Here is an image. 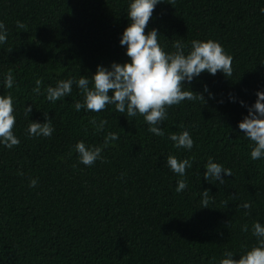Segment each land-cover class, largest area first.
<instances>
[{"label":"trees","instance_id":"16d2710c","mask_svg":"<svg viewBox=\"0 0 264 264\" xmlns=\"http://www.w3.org/2000/svg\"><path fill=\"white\" fill-rule=\"evenodd\" d=\"M262 7L264 0H164L155 7L145 33L156 28L166 51H174L175 40L190 46L193 39H212L233 57L231 78L219 71L194 78L188 87L205 102L168 108L165 136L158 137L142 116L127 118L114 105L77 112L74 104L83 97L75 84L55 103L32 92L37 78L46 91L58 80L90 76L97 65L127 61L119 43L129 23L127 0H0L8 32L0 45V80L11 70L16 81L12 89L0 85V94L14 98L13 131L20 139L11 149L0 145V264H218L225 250L238 259L251 248L252 223H264V159L250 158L252 143L238 122L257 89L264 90ZM230 94L246 106L230 102ZM29 104L30 120L43 121L44 112L52 119L50 137L28 136ZM93 117L107 120L103 133L93 131ZM183 130L194 140L191 151L167 138ZM108 131L119 139L103 148V159L81 164L77 141L102 145ZM169 155L193 164L180 193L182 177L167 166ZM209 157L231 170L223 184L204 180ZM205 189L209 207H202ZM244 201L251 209L240 207Z\"/></svg>","mask_w":264,"mask_h":264},{"label":"clouds","instance_id":"9594fccd","mask_svg":"<svg viewBox=\"0 0 264 264\" xmlns=\"http://www.w3.org/2000/svg\"><path fill=\"white\" fill-rule=\"evenodd\" d=\"M162 2L164 0H127L126 13L129 23L119 40L120 45L125 47L126 56L129 57L127 61L112 62L109 66L97 65L96 71L90 76L80 75L78 79L73 77L58 80L55 86H47L46 91H42L43 81L37 78L32 92L37 96L43 95L50 103H55L70 96L75 84L83 97L82 101L77 100L74 104L77 112L84 109L99 113L106 106L114 105L115 111L127 118L142 116L151 134L164 137L165 132L161 124L167 119V109L185 100L205 102V96L194 92L188 85L203 72L215 76L219 71L225 77L231 78L233 57L224 50L219 41L212 39H193L190 46L182 40H175L172 43L174 51H166L158 40L161 34L156 28H149L145 33L155 7ZM174 2L175 0H167L170 4ZM260 12L264 14V7ZM17 27L24 29L25 25L17 21ZM7 39L5 24L0 22V45L6 44ZM15 83L11 70L0 80V85L5 89H12ZM203 91L212 96L207 85L204 86ZM229 101L246 106L243 100H237V97L231 94ZM246 107L247 115L238 122V129L252 143L250 158L262 160L264 159V90L257 89L255 102ZM24 111L29 119L32 105L25 106ZM43 116V121L29 119L28 136L50 137L53 134L52 119L48 118L47 112H44ZM15 123L13 96L0 94V145L9 149L20 144V139L13 131ZM89 124L94 132L103 133L107 120H97L93 117L89 120ZM167 138L176 149L186 151L193 149L194 140L188 130L180 133L170 132ZM118 139L116 132L108 131L104 135L102 145L86 144L83 140L77 141L74 148L79 162L91 166L97 160H102L103 148L112 145ZM166 163L172 172L182 177L177 180L175 188L177 193L182 192L187 188V180L183 177L186 175V169L192 168V161L169 155ZM203 167L205 169L203 178L210 183L223 184L225 177L231 176L230 169L215 162L211 157ZM37 182L36 178L30 179L29 187H35ZM202 197V207H209L211 198L207 189L203 191ZM240 207L249 210L252 204L244 201ZM245 214H248L247 211ZM241 231L247 233L248 225H241ZM251 235L256 238V243L251 248L239 255L238 259L234 258L233 251L225 250L218 264H264V223L254 221L251 225Z\"/></svg>","mask_w":264,"mask_h":264}]
</instances>
